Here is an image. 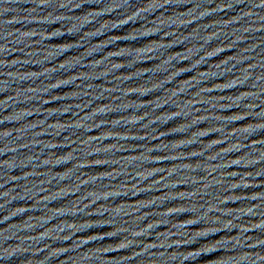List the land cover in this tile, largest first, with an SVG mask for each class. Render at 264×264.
Here are the masks:
<instances>
[{
  "label": "water",
  "instance_id": "water-1",
  "mask_svg": "<svg viewBox=\"0 0 264 264\" xmlns=\"http://www.w3.org/2000/svg\"><path fill=\"white\" fill-rule=\"evenodd\" d=\"M0 264H264V0H0Z\"/></svg>",
  "mask_w": 264,
  "mask_h": 264
}]
</instances>
